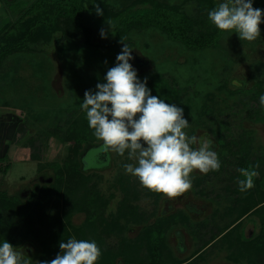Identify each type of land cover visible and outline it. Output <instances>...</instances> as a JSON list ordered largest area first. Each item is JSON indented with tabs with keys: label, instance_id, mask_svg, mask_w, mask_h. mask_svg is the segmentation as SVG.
Listing matches in <instances>:
<instances>
[{
	"label": "rangeland",
	"instance_id": "374dc122",
	"mask_svg": "<svg viewBox=\"0 0 264 264\" xmlns=\"http://www.w3.org/2000/svg\"><path fill=\"white\" fill-rule=\"evenodd\" d=\"M33 1L0 0V26L19 21L2 40L11 43L27 31ZM135 1L88 0L82 24L60 19L64 28L50 40L37 24L27 33L35 35V42L26 39L23 49L20 44L0 49V199H18L16 211H21H13L21 226L5 222L0 228V245L6 240L24 250L29 264L51 261L61 252L60 242L72 237L97 243L102 254L96 264H264L263 254L239 240L241 233L251 239L261 233L263 213L235 221L246 197L235 194L242 178L238 169L258 171L254 183L264 176L259 100L264 95V23L255 41H241L208 19L224 0H214L209 8L202 0H157L170 6L168 25L132 29L116 42L119 21L110 16ZM141 1L135 10L150 8ZM97 6L107 18H100ZM184 20L188 31L177 25ZM199 34H210L202 46L195 41ZM124 43L133 49L129 63L139 80L146 79L153 96L183 108L190 124L186 134L212 139L221 162L219 171H195L192 188L176 198L149 191L127 174L124 165L136 164L127 153L109 151V164L82 173L83 178L69 165L79 159L77 143L70 139L75 129L82 138L102 143L80 105L85 91L95 93L98 83H106ZM86 162L97 160L90 153ZM249 201L257 203L256 193ZM234 222H240L235 232L222 237ZM156 232L162 242L152 252L149 242Z\"/></svg>",
	"mask_w": 264,
	"mask_h": 264
},
{
	"label": "clouds",
	"instance_id": "9594fccd",
	"mask_svg": "<svg viewBox=\"0 0 264 264\" xmlns=\"http://www.w3.org/2000/svg\"><path fill=\"white\" fill-rule=\"evenodd\" d=\"M96 12L103 15L99 6ZM208 19L221 32L236 33L241 41L252 42L261 36L264 10L254 8L253 0H224L209 11ZM100 35L106 38L103 29ZM132 50L124 43L116 65L106 73V83H98L95 93L85 91L80 107L104 152L127 153V158L136 162L124 165L127 174L149 191L176 198L192 188L195 171L205 175L219 171L221 162L212 150V139L186 134L190 124L183 108L153 96L146 79L139 80L129 63ZM259 100L264 107V95ZM238 172L241 192L254 187L258 171L240 168ZM59 248L54 259L39 264H96L102 254L94 240L75 237L60 242ZM29 259L24 250L18 251L6 240L0 245V264H29Z\"/></svg>",
	"mask_w": 264,
	"mask_h": 264
},
{
	"label": "trees",
	"instance_id": "16d2710c",
	"mask_svg": "<svg viewBox=\"0 0 264 264\" xmlns=\"http://www.w3.org/2000/svg\"><path fill=\"white\" fill-rule=\"evenodd\" d=\"M8 1L13 2L15 0H8ZM87 1L88 0H34L32 5L27 9V10L30 9L28 14L32 15L31 24L29 25V27H26L27 28L26 32H24L23 34L22 33L19 34L18 36L19 38L17 39L19 41L17 43H16L17 40L14 41L15 38L12 40L11 43L9 42V40H2V39H4L5 34L7 35V32L9 31L10 28H12L15 25H18L17 23L19 21L17 23H11L9 21L6 22L4 26L2 25L3 27L0 26V45H1L0 49H3L5 47V49H3L2 51L6 52L18 46L19 44H20L19 47L23 49L28 42L26 39H28L30 42H35L34 41L35 35L28 36L27 33L29 28L31 29L32 27L37 28L36 26L37 24H39V26L41 25L43 29L42 36H46L44 37V39L47 40H50L53 33L60 28L61 25L58 22V20L60 19L61 20L71 19V21H73L75 25L82 24L84 6ZM202 1L206 2L207 5L205 7L209 8L213 4L215 6L214 0H202ZM135 2L136 3H132L122 12L115 13L114 17H112L114 14L110 16L111 17L110 20L112 18H116L115 21L116 22L119 21V25H117V28H119V30L116 29V33H117L116 42L120 43L123 35L127 34L128 31L132 29H143L150 27L163 28V26L168 25V23H166L167 21L164 20L167 17L166 10H168L170 6L167 7V5L161 1L159 2L157 0H147V3H150V8H145L143 10H140L141 8H139L135 10V7H137L136 4L138 3L140 5L141 3H144V1L136 0ZM101 6L103 7L104 5L102 4ZM102 7L101 9L103 11ZM105 7L106 4L104 6V9H106ZM253 7L264 10V0H253ZM99 16L100 18L104 17L105 16L104 11H103V15H99ZM185 17L187 21L191 20V18H189L188 16ZM175 20H176L175 17L173 18L169 17L170 23L175 22ZM187 21L186 23L185 20L183 22H178L177 25L179 27V30L183 27H184L183 29H186L187 31L189 30L188 28H190V25L187 23ZM86 32L88 31L86 30ZM209 36L210 34L195 35L196 37L195 41L197 44L202 46L205 40L209 38ZM86 39L87 41L89 39L87 38V35H86ZM23 40L24 42H22ZM7 43H8V47L10 46L9 48H7ZM82 137L83 136L80 133H78L76 129L70 135V139H73L77 143L75 154L79 156V159L76 163H74V161L72 162L74 163V165L72 164L69 165L71 166L75 174L80 175L83 178L82 173L89 172L91 170H98L101 169L102 167L107 166L110 162V154L109 152H104L102 150L101 148L102 143L96 144L95 142H93V140H88ZM90 153L95 156L97 160L96 164H91V165L87 164L86 162L87 157ZM239 192L240 190L238 188L237 192H235L236 196L237 194L239 195ZM254 192L257 195V201H256L257 203H252L249 201L252 199V196L255 194ZM244 193H246V197L241 200V202H243L242 205L244 207L240 209L238 216L235 218V221L236 220L239 221L241 218L245 216H249L252 214H260V213H263L262 218L264 219V176L262 175L259 176L255 180L254 187L245 191ZM13 200L8 201V199L6 198L0 199V228L4 227L5 222H8L9 224H17L18 226H21V222L17 220L18 215L17 214L14 215L13 213V211L17 210V207L19 205V203L17 202L18 199L17 200L13 199ZM259 205L261 206L258 207ZM81 210L87 213L85 209H81ZM16 212L20 213L21 211H16ZM235 223L236 222H234L231 225H226L227 227L221 233L223 235L222 237L233 234L235 232L234 230L237 228L240 222L238 224ZM159 233L160 236H162L161 232L158 233L156 232V234L153 235V237L150 239L151 242L149 243L152 244L150 246V250H152V252L153 249L151 248L152 247L154 248L155 245H157L159 242H162V237L158 238ZM221 234L217 236L212 242L217 240L221 236ZM248 238L249 237L247 234L245 235L241 233L239 235L240 244L241 245H244L246 243L251 244V246L257 249L258 256L262 254L264 255V224L262 225L261 233L256 238L254 239L251 238L248 239ZM201 251L202 250L199 251V254Z\"/></svg>",
	"mask_w": 264,
	"mask_h": 264
}]
</instances>
